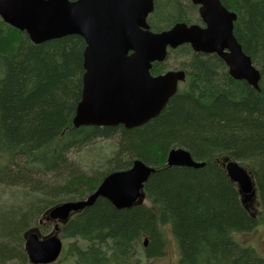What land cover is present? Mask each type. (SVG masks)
Returning a JSON list of instances; mask_svg holds the SVG:
<instances>
[{
  "label": "trees",
  "instance_id": "obj_1",
  "mask_svg": "<svg viewBox=\"0 0 264 264\" xmlns=\"http://www.w3.org/2000/svg\"><path fill=\"white\" fill-rule=\"evenodd\" d=\"M220 1L237 15L234 35L260 71L259 89L233 79L217 55L183 45L151 72L165 73L173 58L186 82L159 117L135 129L75 128L84 39L37 45L0 17V264H31L26 233L50 234L53 224L40 223L48 211L88 198L135 160L155 169L142 203L120 210L99 198L73 214L59 225L68 244L55 264H151L166 256L169 236L178 264H264L250 243L236 239L264 227V0ZM197 11L191 0H155L148 23L153 32L202 24ZM113 139L107 153L97 144ZM174 148L205 165L168 167ZM225 159L250 173L255 213L222 166Z\"/></svg>",
  "mask_w": 264,
  "mask_h": 264
},
{
  "label": "water",
  "instance_id": "obj_2",
  "mask_svg": "<svg viewBox=\"0 0 264 264\" xmlns=\"http://www.w3.org/2000/svg\"><path fill=\"white\" fill-rule=\"evenodd\" d=\"M191 1L199 7L203 25L179 22L162 32H153L148 23L155 0H0V17L26 32L37 45L71 35L84 39L85 72L75 128L122 125L135 129L159 117L178 92L179 83L186 80L183 70L151 73L154 63L165 62L169 50L182 45L189 44L196 53L219 56L233 79L259 89L260 71L234 35L237 15L220 0ZM167 165L198 169L205 163L194 160L186 149L174 148ZM222 166L245 201L253 200L256 189L250 173L229 159ZM154 172L153 167L135 160L128 170L106 176L88 198L48 211L44 219L57 222L54 232L41 237L38 229H32L25 235L29 262H57L64 249L59 223L65 224L72 214L93 206L99 198L120 210L142 203L145 184Z\"/></svg>",
  "mask_w": 264,
  "mask_h": 264
},
{
  "label": "rangeland",
  "instance_id": "obj_3",
  "mask_svg": "<svg viewBox=\"0 0 264 264\" xmlns=\"http://www.w3.org/2000/svg\"><path fill=\"white\" fill-rule=\"evenodd\" d=\"M198 13V11H197ZM199 15V13H198ZM177 62V61H176ZM167 66L169 69H177V64L175 63V60L173 58H170L167 61ZM113 143H115V140H104L100 142H97L98 145H104L106 153L107 151L109 152L110 150L113 149L112 145ZM98 147V146H97ZM249 209L251 210V212L255 213V208L257 207V202L255 201H248L247 203ZM52 230V228H50L49 230H44L45 233H49ZM236 239L239 242H247L250 243L252 245V247H254V249L256 251H258L261 255L264 256V227L262 226H258L253 233L248 234V235H239L236 236ZM63 243H64V248L65 245L68 244V241L63 239ZM181 258V254L179 253L178 250V246L176 244V242L174 240H172V237L169 236L168 237V246H167V250H166V256H164L162 259H158L153 261L151 264H178L179 260ZM59 264H62V262H60Z\"/></svg>",
  "mask_w": 264,
  "mask_h": 264
}]
</instances>
